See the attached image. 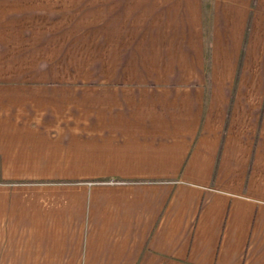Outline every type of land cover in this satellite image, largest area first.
<instances>
[{"label": "crops", "instance_id": "1", "mask_svg": "<svg viewBox=\"0 0 264 264\" xmlns=\"http://www.w3.org/2000/svg\"><path fill=\"white\" fill-rule=\"evenodd\" d=\"M0 264H264V0H0Z\"/></svg>", "mask_w": 264, "mask_h": 264}]
</instances>
